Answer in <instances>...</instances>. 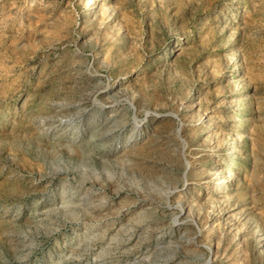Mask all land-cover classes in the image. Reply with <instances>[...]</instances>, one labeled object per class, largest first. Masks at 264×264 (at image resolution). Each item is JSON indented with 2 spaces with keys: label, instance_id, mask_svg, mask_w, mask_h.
Masks as SVG:
<instances>
[{
  "label": "rangeland",
  "instance_id": "obj_1",
  "mask_svg": "<svg viewBox=\"0 0 264 264\" xmlns=\"http://www.w3.org/2000/svg\"><path fill=\"white\" fill-rule=\"evenodd\" d=\"M93 5L0 0V264H264V0Z\"/></svg>",
  "mask_w": 264,
  "mask_h": 264
},
{
  "label": "bare ground",
  "instance_id": "obj_2",
  "mask_svg": "<svg viewBox=\"0 0 264 264\" xmlns=\"http://www.w3.org/2000/svg\"><path fill=\"white\" fill-rule=\"evenodd\" d=\"M111 2V1H110ZM95 3H97V4H99L100 6H102V11H103V13H105L106 14V12L108 11L107 10V6H109L108 5V0H86V4L89 6V9H94L95 8V5H93V4H95ZM110 12V11H109ZM110 15H112V14H110ZM106 16H108V15H106ZM111 19H115V16L113 15L112 17H111ZM231 33L232 34H234L235 33V30H231ZM235 35V34H234ZM170 51L171 52H176L177 50H179L180 48H179V46H177V47H174V46H171L170 47ZM240 53H241V51H240ZM240 53H239V48L237 47V46H233L232 47V49H231V51H230V53H229V63H227L228 64V73H227V75H229V79H232L231 81H232V86H233V90H234V93H235V96H236V98H237V100L239 101V103L240 104H242V105H245V106H247L248 105V103H250V105H252L253 104V101H252V98H251V95L247 92V88H246V81L248 82V75H247V73H246V70L244 69V67H243V64H242V59H241V56H240ZM234 97V96H233ZM232 99V98H231ZM226 100V99H225ZM233 100V99H232ZM229 104V103H228ZM112 105V104H111ZM235 105L233 104V102L230 100V108L231 109H233V110H235V107H234ZM113 109V108H112ZM252 109V108H251ZM114 110H115V108H114ZM247 115V114H246ZM197 121L198 122H201L202 123V125H200L199 123V127H200V129L202 130V132L205 134V140H210L209 141V143H215L216 142V140L214 139L213 140V138L214 137H212L213 135H215L214 133L217 131L216 130V128H215V126H216V122L211 118V117H213L212 116V114H211V116H209V118H204L203 116H202V114L199 112L198 114H197ZM206 117V116H205ZM74 120V119H73ZM232 120H234V118H231L230 117V114H229V116L227 115L225 118H224V120H223V123H227V126H230V122L232 121ZM244 121H246V119L244 120ZM229 129V128H228ZM138 130V129H137ZM200 130V131H201ZM230 132V135H229V142H228V144H227V147L225 148V146L223 147V148H225V150L227 151V155H230V154H232V153H236L237 152V150L240 148V145H241V143H240V137H241V132H240V129L237 127V126H235V125H233V126H231V130H229ZM134 133V132H133ZM216 134H218V133H216ZM227 134V133H226ZM228 135V134H227ZM225 137V136H224ZM216 138V137H215ZM227 139H228V137H227ZM213 140V141H212ZM226 143V142H225ZM215 146H217V145H215ZM223 151V150H222ZM239 151V150H238ZM221 152V151H220ZM218 153V152H217ZM220 154V153H219ZM222 159V158H221ZM221 161V160H220ZM213 169V168H212ZM216 170V171H215ZM215 170H213V171H215V174H217V176L219 177V179L220 178H222V182H223V184L222 185H220L219 187H220V191H223L224 192V196L225 197H228V194L227 193H225V190L226 189H230V187L231 186H233L234 184H235V181H234V176H233V172L230 170V171H227V170H224V168L221 166H219V168L218 169H216L215 168ZM213 174V173H212ZM215 179V178H214ZM218 179V180H219ZM236 179V178H235ZM218 180H217V182H218ZM233 187H235V186H233ZM215 188V187H214ZM217 188V187H216ZM223 188V189H222ZM103 189V188H102ZM216 190V189H215ZM216 192V191H215ZM102 193H104L103 191H102ZM97 194V193H96ZM101 194V193H100ZM100 194H98L99 196H100ZM102 195V194H101ZM149 195V194H148ZM230 196H232L231 195V193L229 194ZM106 196V195H105ZM104 196V197H105ZM145 196V195H144ZM151 196V195H150ZM211 196V195H210ZM94 198H96V197H94ZM101 198H102V196H101ZM143 198V197H142ZM211 198H212V196H211ZM210 198V199H211ZM214 198V197H213ZM224 198V197H223ZM229 198H231V197H229ZM207 199H209L208 197H207ZM215 199V198H214ZM234 199V198H233ZM154 200V199H153ZM63 201V200H62ZM126 201V200H125ZM209 201L210 200H208V203H209ZM213 203L215 202V201H212ZM225 202V201H224ZM223 202V203H224ZM68 203V202H67ZM159 203V202H158ZM161 203V202H160ZM160 203H159V205H160ZM207 203V202H206ZM221 203V202H220ZM230 203V202H229ZM228 203V204H229ZM155 204H157V203H155ZM180 204V203H179ZM182 204V203H181ZM70 205V204H69ZM151 205V204H150ZM161 205H164V204H162L161 203ZM183 205V204H182ZM202 205H203V203H202ZM209 205V204H208ZM223 205V204H222ZM153 206V205H152ZM156 206V205H155ZM155 206H153V207H155ZM158 206V205H157ZM181 206V205H180ZM179 206V207H180ZM201 206V205H200ZM211 206H212V204H211ZM192 206H190V208H191ZM94 208V207H93ZM122 208V207H121ZM143 209H144V207H142ZM148 208V207H147ZM150 208H151V206H150ZM162 208V207H161ZM187 208V207H186ZM146 209V208H145ZM171 209V208H170ZM181 209V208H180ZM201 209V208H200ZM215 209V208H214ZM221 209V208H220ZM224 209V208H223ZM68 210H69V208H68ZM138 210H140V208L138 209ZM142 210V209H141ZM149 210V209H148ZM156 210H157V208H156ZM190 210V209H189ZM192 210V209H191ZM218 210V209H217ZM150 211V210H149ZM149 211H147V214H148V212ZM164 211V210H163ZM162 211V212H163ZM188 211V210H187ZM89 212H91V211H89ZM102 212H104V211H102ZM120 212V211H119ZM136 212V211H135ZM141 212V211H140ZM146 212V211H145ZM159 212V211H158ZM75 213V212H74ZM132 213V212H131ZM182 213V212H181ZM180 213V214H181ZM186 213V212H185ZM209 213V212H208ZM211 213V212H210ZM238 213V212H237ZM75 214H77V211H76V213ZM98 214V213H97ZM138 214V213H137ZM150 214H152V213H150ZM154 214H156L155 212H154ZM158 214V213H157ZM67 215V214H66ZM70 215H72V214H70ZM79 215V214H78ZM103 215V214H102ZM106 215V213H104V215L103 216H105ZM127 215H130V214H126V217H127ZM133 215V214H132ZM135 215V214H134ZM141 215V214H140ZM164 215V214H163ZM162 215V216H163ZM232 215V214H231ZM68 216V215H67ZM75 216V215H74ZM101 216V215H100ZM137 216V215H136ZM144 216V214H142V217ZM146 216V215H145ZM155 216V215H154ZM180 216V215H179ZM186 216H188V215H186ZM70 217V216H69ZM77 217V216H76ZM93 217V216H92ZM102 217V216H101ZM125 217V218H126ZM141 217V219H143ZM151 219H152V217L151 216H149ZM149 217L147 216V219H149ZM160 217V216H159ZM229 217V216H228ZM233 217V216H232ZM78 218H79V216H78ZM96 218V217H95ZM94 218V219H95ZM133 218V217H132ZM134 218H135V216H134ZM139 218H140V216H139ZM138 218V219H139ZM146 218V217H145ZM99 219V218H98ZM97 219V220H98ZM146 219V220H147ZM130 220V219H129ZM128 220V221H129ZM134 220H136V219H133V221ZM80 221V220H79ZM95 222V221H94ZM126 222V221H125ZM138 222H140V221H138ZM138 222H136V223H138ZM243 222V221H242ZM244 222H246V221H244ZM100 223V222H99ZM130 224H132V223H130ZM134 224V223H133ZM140 224V223H139ZM168 224V223H167ZM120 225V224H119ZM122 225L124 226L125 224L124 223H122ZM150 225V224H149ZM160 225V227H161V225L162 224H159ZM164 225H165V222H164ZM204 225V224H203ZM259 225V224H258ZM135 226V225H134ZM134 226H132V227H134ZM137 226V225H136ZM151 226H152V224H151ZM148 227V226H147ZM152 227H154V225L152 226ZM121 228V227H120ZM159 228V227H158ZM157 228V229H158ZM162 228H163V226H162ZM254 228V227H253ZM253 228L251 229V230H253ZM105 229H107V228H105ZM149 229V228H148ZM153 229V228H152ZM256 230H254V233L252 234V236H254V238H255V242H256V245H257V248H258V250L259 251H257V252H259L260 253V255H264V231L262 230V228L261 227H258V226H256V228H255ZM100 230V229H99ZM98 230V231H99ZM141 230V229H140ZM101 231V230H100ZM103 231H104V228H103ZM103 231H101V232H103ZM147 231V230H146ZM162 231H163V229H162ZM251 232V231H250ZM100 233V232H99ZM179 234V233H178ZM97 235V234H96ZM99 235V234H98ZM101 236V235H100ZM179 236V235H178ZM177 236V237H178ZM209 236V235H208ZM103 237H105V236H103ZM128 237V236H127ZM210 237V236H209ZM250 237V236H249ZM102 238V237H101ZM233 238V237H232ZM253 238V237H252ZM172 239V238H171ZM234 239V238H233ZM248 240H249V238H247ZM251 239V238H250ZM138 240V239H137ZM199 240V239H198ZM197 240V241H198ZM134 241V240H133ZM170 241V240H169ZM175 241V240H174ZM201 242L203 241V240H200ZM235 241H236V243H237V246L238 247H244L245 246V243H244V238H242V236H241V234L237 231L236 232V234H235ZM247 241V240H246ZM245 241V242H246ZM251 241V240H250ZM173 242V241H172ZM177 242V241H176ZM209 242H210V240H209ZM208 242V243H209ZM248 242V241H247ZM166 243V242H165ZM169 243V242H168ZM197 243H199V242H197ZM196 243V244H197ZM249 243V242H248ZM247 243V244H248ZM138 244V243H137ZM136 244V245H137ZM175 244V243H174ZM174 244H172V245H174ZM185 244V243H184ZM164 245V244H163ZM177 245V244H176ZM181 244L179 243V246H180ZM190 245V244H189ZM203 245V244H202ZM175 246V245H174ZM210 246V245H209ZM163 247V246H162ZM170 247H173V246H170ZM181 247V246H180ZM179 247V249L181 250V248L183 247V245H182V247L180 248ZM188 247L189 246H187V249H188ZM201 247V246H200ZM175 248V251L178 249H176V247H174ZM174 248H172V249H174ZM184 248H186V246L184 247ZM190 248V247H189ZM196 248H198L197 246H196ZM156 249V248H155ZM171 249V248H170ZM183 249V248H182ZM191 249V248H190ZM193 249V248H192ZM185 250V249H184ZM179 251V250H178ZM183 251V250H182ZM179 253V252H178ZM177 253H175V255H176ZM239 262H241V264H242V260H240Z\"/></svg>",
  "mask_w": 264,
  "mask_h": 264
}]
</instances>
